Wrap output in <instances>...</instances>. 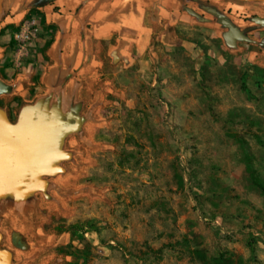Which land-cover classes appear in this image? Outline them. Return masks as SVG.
I'll return each instance as SVG.
<instances>
[{"label": "rangeland", "instance_id": "1", "mask_svg": "<svg viewBox=\"0 0 264 264\" xmlns=\"http://www.w3.org/2000/svg\"><path fill=\"white\" fill-rule=\"evenodd\" d=\"M102 2L104 36L74 88L95 131L70 137L75 189L32 192L13 264H206L198 250L264 264V191L247 169L264 180V3ZM215 12L252 40L228 45ZM39 17L13 42L37 39L15 34Z\"/></svg>", "mask_w": 264, "mask_h": 264}, {"label": "crops", "instance_id": "2", "mask_svg": "<svg viewBox=\"0 0 264 264\" xmlns=\"http://www.w3.org/2000/svg\"><path fill=\"white\" fill-rule=\"evenodd\" d=\"M106 9L102 0H2L0 172L6 175L0 174V230L6 244L19 243L21 234L13 228L31 205L33 191L75 189V161L82 152L74 153L70 137L85 127L95 129L74 88L92 63L93 38L104 36ZM36 14L46 22L37 39L28 46L14 43L17 28ZM38 70L45 72L43 81L34 83ZM33 89L35 96L26 99ZM14 98L25 102L14 108Z\"/></svg>", "mask_w": 264, "mask_h": 264}, {"label": "water", "instance_id": "3", "mask_svg": "<svg viewBox=\"0 0 264 264\" xmlns=\"http://www.w3.org/2000/svg\"><path fill=\"white\" fill-rule=\"evenodd\" d=\"M240 1L264 3V0H240ZM188 11L200 17V15L193 9L188 8ZM1 14H2V0H0V16ZM215 14H217L221 23L228 28V30L224 33V38L228 45L236 46L239 41H251L252 40L245 33V31L242 30L239 26H237L229 17L223 14H219L217 12H215ZM253 19L256 23L264 25V18L254 17ZM0 84L2 83L0 82Z\"/></svg>", "mask_w": 264, "mask_h": 264}, {"label": "trees", "instance_id": "4", "mask_svg": "<svg viewBox=\"0 0 264 264\" xmlns=\"http://www.w3.org/2000/svg\"><path fill=\"white\" fill-rule=\"evenodd\" d=\"M41 22H43L44 24L46 23L44 18H42ZM247 166H248L247 169L250 171V175L252 176L254 183L264 191V180H262L259 176H257V173L251 169L249 164H247ZM31 201L32 200L29 197V202L31 203ZM197 254L206 264H243L242 260H236L233 257H229L223 253L219 256H215L210 259L207 258V256L204 254L202 250H198Z\"/></svg>", "mask_w": 264, "mask_h": 264}, {"label": "flooded vegetation", "instance_id": "5", "mask_svg": "<svg viewBox=\"0 0 264 264\" xmlns=\"http://www.w3.org/2000/svg\"><path fill=\"white\" fill-rule=\"evenodd\" d=\"M0 174L1 176L6 175L2 172ZM7 245L5 233L0 230V264H13V250Z\"/></svg>", "mask_w": 264, "mask_h": 264}, {"label": "built area", "instance_id": "6", "mask_svg": "<svg viewBox=\"0 0 264 264\" xmlns=\"http://www.w3.org/2000/svg\"><path fill=\"white\" fill-rule=\"evenodd\" d=\"M33 24H26V27L22 28L21 31L17 32L15 34L16 39L18 40H24L26 43H28L27 40H29L32 36L36 35L37 29L32 30V25H36V20H32Z\"/></svg>", "mask_w": 264, "mask_h": 264}]
</instances>
